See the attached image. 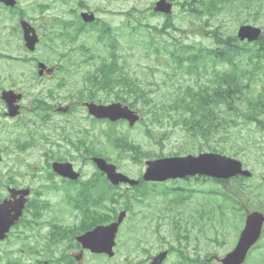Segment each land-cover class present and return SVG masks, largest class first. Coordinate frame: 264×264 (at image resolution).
I'll return each mask as SVG.
<instances>
[{
  "label": "rangeland",
  "instance_id": "rangeland-1",
  "mask_svg": "<svg viewBox=\"0 0 264 264\" xmlns=\"http://www.w3.org/2000/svg\"><path fill=\"white\" fill-rule=\"evenodd\" d=\"M92 10H98V14L102 15L105 12L112 10H124L125 15L121 18L112 17V25L120 27L116 35L122 36L119 41L121 47L118 54L120 56V66L132 78H138L140 84L146 86V91L149 97L153 100L150 105H147L141 100L137 106L140 110H143L142 120L134 127H130L126 123L118 124L116 129L122 133H126L130 139L137 144H140L147 152L154 154L162 152L163 154L179 157L176 153H182L180 156L187 154L197 155L199 142H193L186 132L182 129L179 116L174 111L167 112L168 114L164 119L156 121L153 115L155 110L154 105H161L163 103H169L170 106L176 105V100L181 97L183 86H191L199 88L201 85L208 84L214 79V74L218 71L227 70L229 67L227 64L223 66L207 65V71L204 70L203 75L200 77L196 75H187L184 70L177 69L171 54L173 52V40L168 36L157 37L155 47L150 45L151 34L143 27L133 21L131 13L135 17H140L142 24H150L151 26L161 27L165 23V17L152 16L150 10L152 4L158 0H86ZM183 3L184 0H178ZM243 6H230L225 10L218 19L210 21V27L208 29L218 28L223 23L222 32L227 34H236L238 32L240 23L247 22L250 25L261 27L264 26V0H236L235 5ZM22 7L27 11L28 19H34V23L39 26L40 33L43 34V43L40 44L34 53H28L24 50L22 44L23 38L20 30V24L17 16H13L10 19L2 18L0 11V23H4L5 26H0V52L14 57H33L44 62L49 67L57 66L60 68V63L63 62L64 66H67L71 62L70 58H62L61 50L58 48V40L54 36V28L44 29L42 24L45 23V19L50 20L53 23V19L57 15H62L60 0H20ZM51 4L52 8L45 12H40L39 8L42 4ZM72 6V5H71ZM107 8V9H106ZM43 14V16L41 15ZM173 14L175 15L174 21L182 29L191 30V15L187 14L183 8L178 5L174 8ZM69 17V16H68ZM129 21L135 26H129ZM197 24V22H195ZM123 24L125 27L123 28ZM135 32H133L132 30ZM8 31L11 33L9 34ZM173 36L178 39L183 38V34L180 32L172 33ZM184 41L204 46H211L214 44L212 38L203 39L198 35L184 34ZM83 42V39L81 40ZM80 42V44H81ZM170 44L168 51L164 49V44ZM90 46V44H86ZM157 47V48H156ZM97 56L100 58L107 56V53L103 50L102 46H98L94 49ZM96 62H99L97 60ZM37 65V64H36ZM35 61L24 62L10 59L8 57L0 56V96L2 90L14 89L17 92L24 94V99L21 105L25 107L26 112L20 117L11 118L2 115V112L6 113V106L0 99V149L3 152V160L0 164V174L4 179L13 172L15 177H18V173L26 172L29 168L32 173L37 174V177L26 176L19 178L24 185H33L40 188L46 183V172L44 171L47 163L46 155L52 154L59 159H66L80 168L81 164L87 163L88 166L83 167L86 173V179L93 178L90 174L96 171L91 164L90 156L86 154V150L82 149L83 155L79 154V151L75 148L78 145L80 139H87L92 141L90 146L94 145V148L101 154H108L113 160H116L119 171L132 179H138V176L143 173L146 168L144 163H135L130 155L119 156V152H112L110 146L105 144L106 136L103 134L108 129V124L97 123L90 119V116L86 109L81 104L78 87L82 85L83 75L81 72L73 70V74H68L63 69L59 74L54 77L36 79L37 67ZM264 69V62L261 65ZM85 69V68H84ZM83 69V70H84ZM82 70V71H83ZM256 81L252 82V90L254 96L262 91L264 86V70L257 75ZM60 83H67V86L58 89ZM51 88H56L54 92L55 98H51L49 93ZM121 91L118 89L115 92H111L109 95L99 93L96 99L105 101L106 104H110L114 101L115 96ZM89 98L85 97L84 99ZM46 100L48 103H57L62 106L69 104L74 105L75 110L71 115L52 114L50 119L46 121L45 115L38 116L31 110L35 107L38 100ZM79 102V103H78ZM174 103V104H173ZM176 108H180L178 105ZM244 109V106H242ZM223 117H226L223 114ZM231 120H236L238 124L228 120L230 127L227 132H230V138L224 143L222 140L216 138L211 139L209 142L202 141L201 143L205 147V152H209L208 148L218 147L226 145L229 149V153H238L237 158L243 160L246 163L247 169H249L255 176L251 181H248V194L245 200L252 205V207L264 208V128H259L255 124H244V119L235 115L228 116ZM92 118V117H91ZM263 118V117H262ZM23 123H25L23 125ZM148 130H151L153 137L147 134ZM225 133V132H223ZM223 133L218 134L217 138L223 137ZM34 141V145L26 147L22 150L19 146L20 143ZM75 144V145H74ZM234 147L235 150H231ZM145 161V160H144ZM148 187V186H146ZM100 189L110 190V185L102 180ZM162 191L170 190L174 194L176 200L183 199L188 195V184L184 181L170 182L163 184L160 188ZM4 189L0 190L2 193ZM207 192L209 198V211H212L214 207L217 208L218 202L227 201L232 203V199L228 198L229 191L226 187L218 185L213 182L207 184ZM62 197L61 193H57L56 197H49L52 205V209L47 211L46 218L58 217L64 219L65 222H71L69 216L75 215L78 217L77 211H72L66 204L59 200ZM201 197L198 195V200ZM197 199H194L196 204ZM108 202V201H107ZM190 203L187 204L189 206ZM106 212L109 213V204ZM214 206V207H213ZM188 210V209H187ZM137 212V207L135 208ZM176 214L173 216L176 218ZM236 214V215H233ZM230 216L219 218L217 212L208 214V232L206 234L192 232V245L195 244L194 236L199 237V244L205 250V253L211 261L207 264H221V262L215 260V256L224 258L229 252H231L239 238L243 226V216L234 211ZM107 219V218H106ZM134 219L135 223L132 221ZM221 221V223H220ZM154 222L158 227L163 226L164 220L158 215H155ZM79 224V221H76ZM245 224V221H244ZM173 227L168 226L163 229L161 236L166 239V242H160L156 238L145 236V243H139L141 235L136 226L135 215L131 218L128 217L124 225L119 232L117 238L116 255L113 258L95 256L91 254L86 259H82L78 264H147L148 258L156 253L158 250L163 249L167 243L176 245L173 239L172 232ZM43 235L46 234V229L42 228ZM71 238H74V234H71ZM238 241V239H237ZM261 242V246L256 251H252L246 261L247 264H264V236ZM34 243V241H33ZM22 241H17L8 248H15L18 250ZM35 244V243H34ZM65 243L59 246L58 250H64ZM7 250V249H5ZM255 252V253H254ZM0 255L2 253L0 252ZM24 261H31L35 257L28 258L24 253L21 254ZM199 255V253H197ZM253 255V256H252ZM19 257V255H17ZM58 258V256H55ZM193 258V257H191ZM5 264V260L0 262ZM165 264H183L176 254L170 255ZM185 264H190L185 262Z\"/></svg>",
  "mask_w": 264,
  "mask_h": 264
},
{
  "label": "trees",
  "instance_id": "trees-1",
  "mask_svg": "<svg viewBox=\"0 0 264 264\" xmlns=\"http://www.w3.org/2000/svg\"><path fill=\"white\" fill-rule=\"evenodd\" d=\"M233 1L185 0L183 5L188 6V12L192 17L191 30H183L170 17H168L161 28H154L160 35L167 33V35L171 36L174 47L171 56L176 63L177 69L184 70L187 75L201 76L203 70L207 71L206 64L215 66L218 63L227 62L230 65V69L214 74L215 80L211 85H203L197 90L193 87L186 88L181 97L176 100L175 106H170L169 103H163L160 106L155 103L154 105L155 110L152 111L153 119L160 121L169 115V113L164 115L165 113L174 111L179 116L182 128L195 142H198V140L209 142L213 138L222 140L223 137L217 138L221 130L230 136V132H227L229 127L228 120L238 124L236 120H231L228 117L230 115L242 117L244 124H255L259 128H264V86L262 91L256 96H254L252 90V82L256 81V75L264 70L261 67L264 62V33L258 43L243 44L235 34L230 35L222 32L223 23L214 30L207 31L206 29L210 19H218L220 13L226 9V7L225 9L222 8ZM168 30L171 33L206 34L207 38L214 40V44L211 46L192 44L184 41V39L174 37ZM156 41L154 38L150 45L155 47ZM117 43L112 38L110 43L112 48L111 56L115 62ZM169 47L170 44H164L166 51H168ZM120 71L121 73L119 74ZM66 72L69 73L71 70L67 69ZM84 82L86 89L92 87L96 91L102 89L108 93L115 92L118 89V91H121L120 94H122L118 96V100L134 108L137 107L141 100L147 105L153 102L146 88L140 84V80L132 78L122 69L115 68V63L104 61L99 69L89 70ZM177 105L180 108H176ZM242 106H244V109ZM223 114L228 120L223 117ZM110 126L109 130L103 132L107 137L105 144H108L112 149L120 150L122 152L120 155H130L134 160L141 162L157 156L145 151L140 144L132 141L127 134L117 132L114 126ZM148 131L149 133L152 132L151 130ZM224 139L227 138L224 137ZM89 143H92V141L81 139L78 149L81 152L82 149H85L87 155H102L94 148V145L90 146ZM199 150L202 151L203 148L199 147ZM209 150L229 154V149L226 145H222L219 150L209 146ZM231 150L233 151L234 148L231 147ZM232 155L237 156L238 153L234 152ZM102 176L97 175L96 179ZM208 180L214 182L211 179ZM235 182L233 187L228 190V198H233L234 195L243 196L246 194L241 180L239 179ZM231 191L233 193L237 192V194H233ZM112 204L113 214L111 220H115L118 212L117 207L121 203L113 202ZM95 222L98 224L100 220L97 218ZM72 264H75V262Z\"/></svg>",
  "mask_w": 264,
  "mask_h": 264
},
{
  "label": "flooded vegetation",
  "instance_id": "flooded-vegetation-1",
  "mask_svg": "<svg viewBox=\"0 0 264 264\" xmlns=\"http://www.w3.org/2000/svg\"><path fill=\"white\" fill-rule=\"evenodd\" d=\"M18 1L17 7L7 6L5 3L0 2V11L2 18L10 19L13 16L18 17L19 23L22 20L27 19L32 24L34 21L28 19L27 11L20 0ZM88 4L85 0H76L75 7L72 9V16L75 18L76 14L80 16L83 11L90 12ZM65 13L69 14V11L65 9ZM0 26H5L4 23H0ZM35 29L38 31L40 37L42 35L39 31V26L35 25ZM9 34H11L8 31ZM21 33L24 35L22 29ZM71 40L62 41L58 40V48L61 50L62 58H69V55L73 49L74 42ZM68 43V44H64ZM25 44V43H24ZM72 105V104H69ZM26 111L25 107L21 106V116ZM6 116V115H4ZM88 166L87 163L81 164L78 168L83 178L82 181H71L65 179L53 172L51 163H46L44 171L46 174V180L48 184L44 186V190L40 192L35 189L32 185L27 187H21V185L14 186L12 180H8L5 183L0 180V190L4 189L0 193V199L2 202L10 200L12 198L10 189L12 187L16 188H30L31 194L29 196V201L26 205L24 215L20 219L17 225L13 226L8 238L5 241L0 242V252L5 258H11L13 261H18L23 264H48L52 261H70L73 263L77 259V256H81L82 259L87 258L90 254L89 251L84 250L82 245L77 241V237L86 233V227H92L95 224L96 218V206H95V188L91 185V179H86V173L83 167ZM78 171V172H79ZM91 176L94 174L91 173ZM188 184V195L183 199L176 200L174 198L173 192L170 190L162 191L160 188L165 183H155L149 182L145 183L140 180L139 185L135 190L137 199V220L136 226L141 235L139 243H145V236L148 238L153 237L164 242L161 234L164 228L168 226L173 227L171 232L173 239L176 242V246L185 251V255L180 251H176L175 248L166 245L163 249L158 250L156 253L148 258V263L151 264L153 258L166 254V258L170 255L176 254L181 261H186L190 264H207L208 257L205 253L204 248L199 244L200 239L194 236L195 244L192 245V232L206 234L207 232V180L206 177L195 176L193 178L187 177L183 180ZM197 184H200V189L197 190ZM148 186V187H146ZM129 188L122 186L121 192L125 194ZM61 193L62 197L59 199L61 203L63 202L72 211L79 210L77 206L71 205V203H76L82 205V212L80 217L75 215L69 216L71 222H65L64 219L58 217L46 218L47 211L51 208L50 198L56 197L57 193ZM198 195L201 199L198 200ZM20 197V195H18ZM100 200L108 201L109 198L100 196ZM197 199L196 204H194V199ZM189 206H187V204ZM49 204V209L45 205ZM188 209V210H187ZM248 211V209H246ZM98 213L106 218L105 209L99 207ZM176 214V218L173 216ZM158 214L163 220L164 224L161 227L155 224L154 218ZM79 221V224L76 221ZM46 229V234L43 235L41 229ZM71 234H74V238H71ZM18 250L15 248H8L17 241H22ZM34 241V243H33ZM65 243L64 250H58L59 246ZM7 249V250H5ZM25 254L28 258L35 257L33 262L24 261L21 254ZM199 253V255H197ZM19 255V257H17ZM55 256H58L56 258ZM193 257V258H191ZM217 260L218 258L215 257ZM166 261V260H165ZM165 261L162 264H165Z\"/></svg>",
  "mask_w": 264,
  "mask_h": 264
},
{
  "label": "water",
  "instance_id": "water-1",
  "mask_svg": "<svg viewBox=\"0 0 264 264\" xmlns=\"http://www.w3.org/2000/svg\"><path fill=\"white\" fill-rule=\"evenodd\" d=\"M9 5L14 6L15 0H5ZM156 12L169 14L172 11V4L166 0H161L157 3ZM85 21L90 22L95 20L94 15L83 14ZM25 30V40L29 50L34 51L36 45L39 42V36L36 31L27 23L22 22ZM262 34V30L258 27L250 25H244L239 30V37L242 41L248 40L249 42L258 41ZM39 75L43 76L47 67L45 64H39ZM54 69L47 70V73L52 74ZM3 99L6 101L9 107L10 116H16L18 114V107L14 106L18 99H21V95H16L15 92L9 91L3 93ZM87 108L89 113L95 116L97 119H109L112 122L119 120H127L133 126L140 120L136 111H133L129 106H124L120 103H113L111 105H98L94 102L88 103ZM69 108H62L59 111L67 112ZM2 155L0 151V161ZM94 162L99 169L105 172L111 182L115 185L124 182L136 185L137 182L131 180L127 176L116 171L114 165H110L103 158H94ZM148 172L144 176V179L165 181L168 179L184 178L188 175H206L217 179H230L239 175L250 177L251 173L244 171L241 162L238 160L227 158L219 154H201L198 157L188 156L185 158H171L165 160H157L148 162ZM53 169L60 175L77 180L80 175L73 169L71 163L55 162ZM14 195L21 194L19 199L15 201H6L3 204L0 203V240L7 237V233L10 228L15 225L23 213L25 204L27 202V196L30 194V190H11ZM126 217V212H122L117 222L110 225L97 226L92 231L85 233L78 237V241L84 248L90 249L93 253L107 254L110 257L115 255L114 247L116 246V237L119 231V227ZM264 223V215L261 213H253L249 215L246 227L241 234L240 240L233 252L229 253L223 260L222 264H242L251 247L258 241L261 235L262 226ZM166 255L162 254L155 259L153 264H161ZM78 260L80 257L77 258Z\"/></svg>",
  "mask_w": 264,
  "mask_h": 264
}]
</instances>
